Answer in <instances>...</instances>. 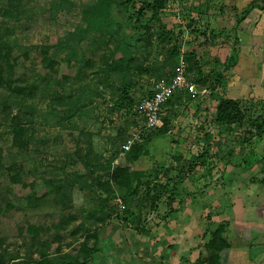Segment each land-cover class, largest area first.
I'll use <instances>...</instances> for the list:
<instances>
[{
  "label": "rangeland",
  "instance_id": "rangeland-1",
  "mask_svg": "<svg viewBox=\"0 0 264 264\" xmlns=\"http://www.w3.org/2000/svg\"><path fill=\"white\" fill-rule=\"evenodd\" d=\"M89 1L22 0L12 15H0L1 31L13 42L10 74H0V152L5 165L0 167V253L4 249L9 264H21L29 254L73 250L86 242L98 249L87 264H189L205 251L212 230L227 221L223 235L230 246L219 264H264V185L259 182L264 132L256 127L264 120V13H256L245 26L230 9L243 8L246 0H168L159 13L168 33L157 37L162 28L158 20L152 21V41L141 43L137 53L141 69H131L137 83L122 99L115 90L118 83L105 79L107 66L115 70L117 65L115 39L93 31L77 42L67 37L83 25L80 16ZM141 1L135 0L132 10ZM222 5L226 16L221 25L226 20L234 24L229 38L215 28L213 13ZM235 33L240 58L224 70ZM69 44L74 46L72 55ZM38 45L49 47L48 67L42 65ZM181 58L196 92L181 91L183 99L163 107L161 124L145 129L137 106L158 79L175 74ZM220 73L228 80L225 92L217 83ZM222 93L240 99L243 116L232 124L215 119ZM69 104L71 115L65 111ZM17 112L31 135L26 147L15 145L9 133ZM155 128L164 135L130 169L141 187L138 198L127 201L128 221L97 208L90 218L92 232L77 228L97 207L101 192L84 181L104 174L101 165L132 132L140 129L138 140L147 142ZM86 154L92 160L87 166ZM247 158L251 165H246ZM7 172L20 173L22 180L9 183ZM168 177L173 180L167 182ZM166 182L167 187L160 186ZM61 191L69 193L73 208L63 209L57 198ZM117 200L114 208L120 210L123 200ZM137 214L143 219L142 232L136 229ZM193 217L194 234L187 236L186 222Z\"/></svg>",
  "mask_w": 264,
  "mask_h": 264
},
{
  "label": "trees",
  "instance_id": "trees-1",
  "mask_svg": "<svg viewBox=\"0 0 264 264\" xmlns=\"http://www.w3.org/2000/svg\"><path fill=\"white\" fill-rule=\"evenodd\" d=\"M22 0H0V15H12L13 10H19ZM168 0H144L139 3V5L132 10V3L135 0H91L84 4L82 8L81 20L83 25L75 27L73 30L67 32V37L71 42H77L82 39V37L87 36L90 31L98 33L101 37L108 36L110 39H115V44L112 50L113 55L116 56L115 63L116 68L112 70V64L107 67V73L105 74L106 81L108 83H118V87L115 88L118 94V98H126L129 96L131 87L137 83L136 76L131 72L132 68H140L141 66L136 63L137 53L144 43L146 46L150 45L154 33L152 32V21L158 20L162 28V31L156 34L159 38H164L168 31L165 29L159 15L160 11L165 7ZM135 7V6H134ZM223 8V7H221ZM259 8L264 10V0H250L240 10H236L238 14V22H241L249 14L251 9ZM151 11L149 18H146V12ZM2 24H0V74L9 75L11 71L10 63V53L12 50L13 42L5 32H2ZM226 29H220L224 31ZM226 36H230L226 33ZM229 38V37H228ZM235 45L229 51L226 59L222 62L223 69L227 70L236 65L239 57L238 53V37L236 33L234 34ZM43 51L42 65L43 67H48L50 60L52 59V54H49V47L47 45H38ZM68 47L71 49V55L74 54V46L69 44ZM191 55V54H189ZM127 65V68H125ZM141 69V68H140ZM111 74H116L117 77L111 78ZM201 75V73H200ZM218 86L225 92L227 78L223 73L218 75ZM201 79V78H200ZM204 82L208 79L203 78ZM113 87L112 84L110 86ZM114 92V91H113ZM153 90L151 91V93ZM115 93V92H114ZM151 93L149 95H151ZM183 99L181 96V90L172 93L168 102L164 104H172L174 100L180 101ZM218 103L215 108V119L219 123L232 124L236 122L243 116V110L240 106V99H236L231 96H227L224 93L220 94L218 97ZM67 115H71L73 109L70 104L65 108ZM23 116L20 112H17L12 116L11 126L9 127V133L13 135V143L15 145L26 147L31 140V135H28L24 124L22 123ZM64 117H62L63 119ZM256 127L260 133L264 132V120L256 124ZM151 138L147 142H142V140H136L130 149L124 155V162L117 165H113L114 158L117 157L118 151L114 152L112 156L107 158L106 162L101 165V169L104 170V174H96L90 182L84 181V184L92 189L93 186L99 187L101 192L105 193L102 196L101 192L98 193V203L89 215H87L83 220L77 224V228L83 229L85 232H92L90 224V218H94L97 208L105 211L108 215L114 214L120 217L123 221H128V214H131L130 204L127 201H132L139 195L141 181L139 178L134 179L130 175V169L132 164L141 161V157L145 155V150L148 149L153 140L164 135V131L159 128H155ZM122 136L120 135V138ZM117 138V137H116ZM118 139V138H117ZM148 144V145H147ZM0 152V167L4 168V158ZM205 161L203 154L200 155ZM246 165H251L252 160L250 158L245 159ZM92 162L89 154H86L84 163L85 165H90ZM7 168V167H6ZM11 170V167L8 168ZM8 170V171H9ZM7 178L9 183H14L15 181H21V175L18 172H7ZM157 173V172H156ZM107 175V176H106ZM106 176V178L104 177ZM157 176V174H155ZM173 180L168 177V181ZM167 182L161 184L162 187H167ZM259 182L264 185V174L259 179ZM56 188V187H55ZM55 188H50L51 191H55ZM94 192V191H93ZM152 189L149 188L147 196L150 195ZM177 194H172L173 197H177ZM155 201L158 194L155 193L153 196ZM30 198V197H29ZM29 198L26 202L29 201ZM57 198L62 201L63 209L69 210L73 208L74 205L70 200L69 193L67 191H61L57 195ZM118 198L123 200V205L120 210H115L114 205L119 204ZM31 199V198H30ZM129 199V200H128ZM115 201V202H114ZM67 208V209H66ZM138 215L139 223L136 229L140 232L144 231V223L140 214ZM227 221L220 222L211 232V240L209 243L205 244V251L200 252L199 256L190 261L189 264H219L221 263L222 254L229 248V243L224 238L223 232L227 227ZM32 231V228H29ZM98 251L96 246H88L86 242H80L77 248L73 250L64 251H53L48 254H43L39 257H33L31 254L24 258L21 264H87L88 261L93 257V255ZM4 249L0 253V264H9L5 260ZM18 257L15 254L12 257H8L9 260Z\"/></svg>",
  "mask_w": 264,
  "mask_h": 264
},
{
  "label": "built area",
  "instance_id": "built-area-1",
  "mask_svg": "<svg viewBox=\"0 0 264 264\" xmlns=\"http://www.w3.org/2000/svg\"><path fill=\"white\" fill-rule=\"evenodd\" d=\"M196 92L195 83L186 71V63L181 58L175 74L169 79H158L153 87L151 95L143 98L136 111L142 117L145 129H152L161 124V112L164 104L175 91ZM141 136V130L132 132L121 145L118 157L114 158L113 165L119 164V159L124 158L125 153L133 143Z\"/></svg>",
  "mask_w": 264,
  "mask_h": 264
},
{
  "label": "crops",
  "instance_id": "crops-1",
  "mask_svg": "<svg viewBox=\"0 0 264 264\" xmlns=\"http://www.w3.org/2000/svg\"><path fill=\"white\" fill-rule=\"evenodd\" d=\"M250 0H246V4H248V2H249ZM246 4H244V6L246 5ZM217 6V5H216ZM221 7H223V8H221ZM225 5H222V6H220V7H218V12H214L213 14H214V21H215V28L217 27V25H218V27H219V29H226V30H224L222 33H229V31L230 30H232V29H234V24H232L231 23V21H227L226 20V25H221V18H224L226 15V11H225ZM234 7H236V6H234ZM233 7V8H234ZM236 9L237 10H240V9H238L237 7H236ZM230 10H232V13L234 14V17H235V14H237L238 15V13H236V10H235V8L234 9H230ZM231 12V11H230ZM253 12V13H252ZM260 12H262V13H264V10H261V9H259V8H253V9H251V11L249 12V14L246 16V18L245 19H243L242 21H241V23H242V25L244 24L245 26H248V25H250L249 24V21L251 20V18H254V17H252V16H255L256 15V13H260ZM229 13V12H228ZM214 26V25H213ZM229 26H231V28H229ZM217 27V28H218ZM247 34V33H246ZM239 58H240V55H239V57H238V60H239ZM236 64H237V62H236ZM179 145H181V143L179 144ZM189 215V214H188ZM195 221H197V218H189V220L186 222V228H187V231L185 232V234H187V236H191V235H193L194 234V231H193V229H194V224H193V222H195ZM197 223H195V225H196ZM186 236V237H187Z\"/></svg>",
  "mask_w": 264,
  "mask_h": 264
}]
</instances>
